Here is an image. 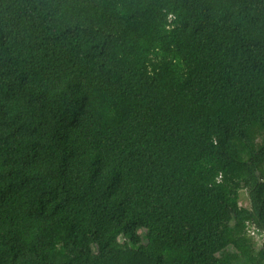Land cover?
Instances as JSON below:
<instances>
[{
    "label": "trees",
    "instance_id": "obj_1",
    "mask_svg": "<svg viewBox=\"0 0 264 264\" xmlns=\"http://www.w3.org/2000/svg\"><path fill=\"white\" fill-rule=\"evenodd\" d=\"M263 159L264 0H0V264H264Z\"/></svg>",
    "mask_w": 264,
    "mask_h": 264
},
{
    "label": "rangeland",
    "instance_id": "obj_2",
    "mask_svg": "<svg viewBox=\"0 0 264 264\" xmlns=\"http://www.w3.org/2000/svg\"><path fill=\"white\" fill-rule=\"evenodd\" d=\"M258 175L263 177L264 176V159L263 161L259 164V171H258ZM239 202L241 206L244 207H249V199L247 196V193L245 190H242L239 194ZM248 235L253 239L255 245L257 248H259L261 246V242H262V237L263 234L260 230H258L255 226H250L248 227L247 230ZM142 235H144V233L142 232ZM125 238L124 235H122L121 233L116 234L113 238V240H119L122 241ZM156 247H158V245H156ZM233 248L229 247L226 250L222 251L220 254H222L223 252H232Z\"/></svg>",
    "mask_w": 264,
    "mask_h": 264
}]
</instances>
